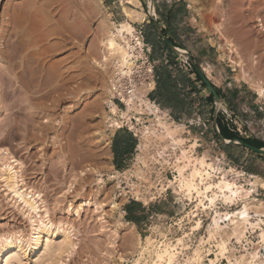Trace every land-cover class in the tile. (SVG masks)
<instances>
[{
    "label": "rangeland",
    "instance_id": "rangeland-1",
    "mask_svg": "<svg viewBox=\"0 0 264 264\" xmlns=\"http://www.w3.org/2000/svg\"><path fill=\"white\" fill-rule=\"evenodd\" d=\"M133 2L0 0V139H5L0 145V240L9 237L25 246L13 264H152L149 240L175 245L172 264H264V187L252 184L253 175L264 178V153L224 143L217 124L264 142V0ZM128 7L137 19L125 16ZM122 22L141 28L145 41L155 42V73L166 66L171 78L182 76L177 82L183 111L159 106L153 91L140 92L139 105L108 107L114 76L129 63L102 60L107 54L103 40ZM128 34L123 31L118 41L125 48ZM23 105L30 110L22 111ZM159 117L175 142L165 136ZM117 131L136 138L119 167L112 162ZM24 132L44 135L42 143L23 144ZM3 151L20 162L14 166L19 190L38 195L37 214L4 185L1 174L9 155L1 156ZM78 155L85 156L81 166ZM186 155L190 164L205 156L214 167L206 181L216 182L225 172L242 186V196L232 203L218 198L215 209L199 205L200 197L177 186V166L187 162ZM91 167L98 173L86 170ZM81 170L85 174L79 175ZM244 203L252 222L246 229L228 220L239 217L234 213ZM215 210L224 226L220 230L213 226ZM31 220H42L57 232L50 235L57 249L49 259L40 246H28ZM62 232L69 239L66 247H59Z\"/></svg>",
    "mask_w": 264,
    "mask_h": 264
},
{
    "label": "bare ground",
    "instance_id": "bare-ground-1",
    "mask_svg": "<svg viewBox=\"0 0 264 264\" xmlns=\"http://www.w3.org/2000/svg\"><path fill=\"white\" fill-rule=\"evenodd\" d=\"M137 0H134L133 3H135ZM139 2V1H138ZM125 8V7H124ZM125 11V16L131 19L138 17V14H135V10L131 9V8H127L124 10ZM135 11V12H134ZM137 15V16H136ZM140 17V16H139ZM137 19V18H136ZM120 27H116L113 31H111L110 33H108L103 40V44L105 45V49L107 54L102 55V60H106L108 59V57L113 58L115 60V62H117L119 64V66H123L124 64H128V52L126 51L125 47L120 43L122 40L121 38H123V31L129 33V34H133V28L132 25L128 24H123V22L121 23V25H119ZM120 38V42L119 41ZM228 40V39H227ZM226 40V42H228ZM24 42V41H23ZM26 43V42H25ZM27 44V43H26ZM229 44V43H228ZM25 45V44H24ZM22 49V48H21ZM228 50L230 52H233V46L230 45L228 47ZM22 51V50H21ZM21 54V53H20ZM22 59V58H21ZM232 62H234L236 64V66L240 67L241 64L238 63V61H235L233 58L230 59ZM22 61V60H21ZM21 66V65H20ZM129 66V65H128ZM128 66H123V68H121L122 72H127L128 71ZM205 71L207 68H204ZM208 71V70H207ZM261 91V90H260ZM263 92V91H261ZM263 94V93H262ZM28 98V97H27ZM126 101V100H125ZM127 104L129 105V101H126ZM25 104V103H24ZM21 105V104H20ZM28 105V104H27ZM114 106V105H113ZM156 105H154L155 107ZM20 107V106H19ZM18 107V108H19ZM24 109L22 108V111H28L30 110V106L25 107L23 105ZM112 107V106H111ZM110 107V108H111ZM115 107V106H114ZM152 107V106H151ZM38 108L40 109V106H38ZM113 108V107H112ZM111 110H115L116 108H113ZM35 109V108H34ZM37 109V108H36ZM38 109V110H39ZM47 109V108H46ZM156 109V108H155ZM20 111V109H18ZM26 111V112H27ZM36 111V110H35ZM40 111V110H39ZM116 111V110H115ZM158 111V110H157ZM154 112V111H153ZM20 113H24V112H20ZM18 115V114H17ZM22 116V115H19ZM25 117V116H24ZM27 118V117H25ZM19 119V118H18ZM21 119V117H20ZM22 120H27V119H22ZM46 120V119H45ZM43 120V122L45 121ZM48 120V119H47ZM157 120H159V123L164 130L165 136L169 137L172 141H176V138L174 137V133L172 131V129L170 127H168V125H166L167 123H164L163 120H161V117L157 118ZM19 122V121H18ZM26 122V121H25ZM28 122V121H27ZM26 122V123H27ZM49 122V121H48ZM47 122V124H49ZM25 123V126H26ZM63 123V122H62ZM118 123V122H116ZM64 124V123H63ZM119 125V123H118ZM25 126L23 128H25ZM30 126V125H29ZM43 126V125H42ZM50 126V125H49ZM49 126H47V129L49 128ZM46 129V126H44ZM32 128V127H31ZM34 128V127H33ZM147 128V127H146ZM16 129V128H15ZM35 129V128H34ZM45 129L40 128V132L41 134H43V132L45 133ZM46 129V130H47ZM148 129V128H147ZM159 129V128H158ZM23 130V129H22ZM36 130V129H35ZM84 130V128H83ZM82 130V132H83ZM151 130V129H150ZM18 131V130H17ZM21 131V130H20ZM19 131V132H20ZM86 131V130H85ZM149 131V129H148ZM161 131V130H160ZM28 132V130L26 131ZM32 132V131H31ZM35 132V131H34ZM39 132V131H37ZM47 132V131H46ZM152 132V131H151ZM163 132V131H162ZM17 133V132H16ZM148 132H146L147 135ZM155 133V132H154ZM27 134V133H26ZM25 134V132L20 136V140H22L23 144L26 143V145L28 144L27 142L30 141H41L44 135H39L37 133H31V135L28 137ZM62 134V133H61ZM84 134V133H83ZM20 135V134H19ZM79 136V135H78ZM81 136V135H80ZM84 136V135H83ZM3 137V136H2ZM0 139V145L3 144L5 141V139ZM8 138V137H7ZM46 137H44L45 139ZM83 138V137H82ZM86 138V137H85ZM88 138V137H87ZM43 139V140H44ZM84 139V138H83ZM47 141V139H46ZM78 141V140H77ZM83 141V140H82ZM88 141V140H87ZM90 141V140H89ZM21 143V142H20ZM42 142H40L41 144ZM44 143V142H43ZM83 143V142H81ZM19 144V143H18ZM20 145V144H19ZM22 146V144H21ZM20 146V147H21ZM41 146V145H40ZM84 146V145H83ZM81 146H79L80 148ZM86 147V146H85ZM24 148V147H21ZM40 148V147H39ZM83 148V147H82ZM86 149V148H85ZM83 148V150H85ZM82 150V151H83ZM63 151V150H62ZM88 151V150H87ZM90 151V150H89ZM77 153V152H76ZM80 153V152H79ZM85 153V152H84ZM87 153V152H86ZM184 153V151H183ZM34 154V153H33ZM62 154V153H61ZM64 154V153H63ZM81 154V153H80ZM92 154V153H91ZM3 155H9L6 151H3L1 153V156ZM31 155V154H30ZM36 155V154H35ZM84 155V154H83ZM90 156V154H87ZM85 154V156H87ZM64 156V155H63ZM75 156V155H74ZM82 156L80 158V156L78 155V157L80 158V160H78L76 165H80L82 162L81 160H84ZM184 156V154L182 155V157ZM93 157V155L91 156ZM204 157L205 156H201V158L199 159H193V162L195 160L194 163L190 164V157L186 155L187 158V162L184 164H182V166L180 165L177 166L178 167V179L176 182H178V187L181 190H185L184 193H187L188 196L195 194L197 197H200L198 204L201 205L202 207H213L216 203V200L218 198H222V200L225 203H232L233 201H235L238 197L242 196V190H241V185H238L234 180L231 181L229 180L226 176H225V172L221 173V176L219 177L218 181L216 182H208L206 181L207 179H210V177L213 174L214 171V167L213 165L208 162H204ZM75 158V157H74ZM88 158V157H87ZM86 158V160H87ZM184 158V157H183ZM195 158V157H194ZM9 163H7L4 167V171L1 174V176L4 179L5 182V186L7 187V189L9 190L10 193H12V195L15 197L16 200L21 201L22 204H24V206H26L28 208V210L30 211H34L35 214H37L39 212L38 210V204H37V200H36V196L30 195L28 196L27 193H24L23 191L19 190V186H18V182H17V174L18 171L15 170L14 166H18L20 165V162L15 159L12 158L11 155H9L8 157ZM185 160V158H184ZM75 161V160H74ZM84 162V161H83ZM87 162V161H86ZM183 163V162H181ZM191 165V166H190ZM81 166V165H80ZM189 167V170L186 171V168ZM90 167V166H89ZM92 168V167H91ZM87 168L86 170L88 171H92L94 173H98L97 168H92V169ZM221 169V168H220ZM219 169V170H220ZM83 170V169H82ZM80 171L79 175H83L85 174L83 171ZM217 169V171H219ZM222 170V169H221ZM223 172V171H222ZM7 174V175H6ZM91 174V173H90ZM100 174V173H99ZM251 175V174H250ZM214 176V175H213ZM255 177V181L252 183L253 186L255 187V183H259L262 187H264V178L258 177L256 175H253ZM100 179V178H99ZM176 180V179H175ZM180 191V190H179ZM181 192V191H180ZM211 192L210 195H208L207 193ZM186 195V194H184ZM203 196V198H202ZM195 197V196H194ZM196 197V198H197ZM203 199L207 200L208 202L205 203V201H203ZM111 202V201H110ZM83 204H86L85 202H83ZM197 204V205H198ZM113 206H116L114 202H112ZM111 206V204H110ZM214 208V207H213ZM247 204L244 203L243 205V209L241 211H238V213H234L239 215V217H237V219H233L232 215H230V218H228V220L235 224V226H237L238 224H243L244 225V229L247 228V224H251L252 222L249 221V215L247 212ZM215 209V208H214ZM214 212V211H213ZM228 213V212H227ZM219 215L218 211L215 210V216L213 218L214 224L213 226L215 227V229L220 230L223 226V224H219V220L217 221V216ZM228 215L226 214V217ZM225 217V215H224ZM225 217V218H226ZM221 218V217H220ZM224 218V219H225ZM39 224L36 223L34 224V221L31 220L32 222V232H31V236H30V243L28 244V246L30 245L32 247V250H36L38 248V246H40V250H41V254L42 253H46L47 257L46 259H49V257H51V255L56 251L57 248L53 249L52 246V239L50 235L53 234H57V232H55L54 230H52L47 223L44 224L42 220H39ZM211 227V226H210ZM213 228V227H212ZM211 228V229H212ZM214 230V229H213ZM216 230V231H217ZM212 231V230H211ZM215 231V232H216ZM214 232V231H213ZM214 232V233H215ZM213 233V234H214ZM210 234V233H209ZM212 234V233H211ZM59 235H61L62 240H60V244L59 247H66L69 244V239L67 238L66 233L62 232ZM42 236V238H41ZM211 236V235H210ZM264 237V236H263ZM180 238V237H179ZM222 240V239H221ZM176 241H180V239H177ZM225 241V240H224ZM182 242V241H180ZM220 243V242H219ZM176 244V243H175ZM178 244V243H177ZM147 245L151 246V252L153 253V259H152V264H172L176 258V249L175 245H172L171 242H161L160 244H156L152 241H148ZM218 245V244H217ZM220 245V250L221 252H223L225 250V242H222ZM219 247V246H218ZM25 246L19 242V241H13L12 239H10L9 237H5L3 239L0 240V264H13V262H15L19 256L18 253H20L21 251H24ZM13 251V252H11ZM197 251V250H196ZM195 251V252H196ZM220 252V254H221ZM197 253V252H196ZM198 254V253H197ZM199 255V254H198ZM198 255L196 257H198ZM222 255V254H221ZM41 256V255H40ZM194 259H198L199 258H194ZM201 259V257H200ZM252 264L253 260H251ZM43 261L40 262V264H42ZM200 264V263H199Z\"/></svg>",
    "mask_w": 264,
    "mask_h": 264
},
{
    "label": "built area",
    "instance_id": "built-area-1",
    "mask_svg": "<svg viewBox=\"0 0 264 264\" xmlns=\"http://www.w3.org/2000/svg\"><path fill=\"white\" fill-rule=\"evenodd\" d=\"M132 32V35L128 34L129 40L125 43L129 60L128 71L125 73L118 69L110 87L108 107L114 105L116 110H119V104L128 107L126 101L130 102V106L138 104L135 103L138 100V94L146 91L145 96H147L155 84V61L151 57L152 46L145 41L141 28L133 27ZM112 114L115 115L116 112Z\"/></svg>",
    "mask_w": 264,
    "mask_h": 264
},
{
    "label": "crops",
    "instance_id": "crops-1",
    "mask_svg": "<svg viewBox=\"0 0 264 264\" xmlns=\"http://www.w3.org/2000/svg\"><path fill=\"white\" fill-rule=\"evenodd\" d=\"M160 38L166 41L167 43H170L168 40H166L167 38L164 35L163 36L161 35ZM149 44L154 47L155 42L149 41ZM172 46L173 48L178 49L177 47H175V45ZM166 49L171 50V48L168 47V45L166 46ZM157 69L158 70H156L157 72L155 73V77H156L155 84L153 89L150 91V92L153 91L152 92L153 100L157 99L158 105L166 109H170V110L180 109L183 111L185 100L182 98L181 90L178 88L179 83L177 82V79H182V76H179L177 79L171 78L173 76H170L166 66L158 67ZM156 80H158V83ZM135 146H136V138L130 132L117 131L114 140L112 142L113 165L120 166L122 162L125 160V158L129 154H131Z\"/></svg>",
    "mask_w": 264,
    "mask_h": 264
},
{
    "label": "trees",
    "instance_id": "trees-1",
    "mask_svg": "<svg viewBox=\"0 0 264 264\" xmlns=\"http://www.w3.org/2000/svg\"><path fill=\"white\" fill-rule=\"evenodd\" d=\"M167 40L172 44V41L167 38ZM165 79V78H164ZM157 83H158V80H156ZM160 82V80H159ZM221 122L219 121L217 124H218V127H219V135L223 136L225 139H238L244 143H247L249 145H252L254 147H264V142H262L261 140H258L257 138H254V137H250V138H243L241 137L239 134L237 133H232V132H229L227 130V128L225 127L224 124H220ZM119 167V166H117Z\"/></svg>",
    "mask_w": 264,
    "mask_h": 264
},
{
    "label": "water",
    "instance_id": "water-1",
    "mask_svg": "<svg viewBox=\"0 0 264 264\" xmlns=\"http://www.w3.org/2000/svg\"><path fill=\"white\" fill-rule=\"evenodd\" d=\"M168 44H169L171 47H173L170 43H168ZM195 70H196V72L198 73V75L200 76L201 81H203V82L206 84V86H208V88L211 90V92H212L214 98L217 100V99H218V96H217V94L215 93L213 86H210V83L205 79V77L201 74V72L199 71V69H198L197 67H195ZM219 138H220V140L223 141L224 143L231 144V143L237 142V143H239V144H241V145H243V146L249 148L250 150H252V151H254V152H256V153H264V147H254V146L249 145V144H247V143H244V142H242V141H240V140H238V139H225V138H224L223 136H221V135H219Z\"/></svg>",
    "mask_w": 264,
    "mask_h": 264
}]
</instances>
